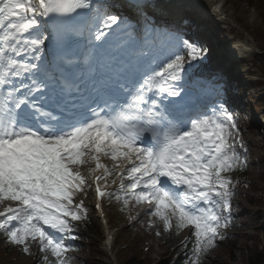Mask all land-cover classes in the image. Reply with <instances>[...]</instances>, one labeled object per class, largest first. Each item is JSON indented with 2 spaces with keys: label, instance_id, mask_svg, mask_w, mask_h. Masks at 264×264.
Listing matches in <instances>:
<instances>
[{
  "label": "snow or ice",
  "instance_id": "snow-or-ice-1",
  "mask_svg": "<svg viewBox=\"0 0 264 264\" xmlns=\"http://www.w3.org/2000/svg\"><path fill=\"white\" fill-rule=\"evenodd\" d=\"M126 6L136 19L104 0H0V236L24 255L35 245L37 264H71L90 190L101 220L115 199L120 212L150 205L149 228L191 229L185 264H202L232 225L231 174L248 152L237 114L219 98L183 104L210 49L157 25L147 9L160 5Z\"/></svg>",
  "mask_w": 264,
  "mask_h": 264
},
{
  "label": "rangeland",
  "instance_id": "rangeland-1",
  "mask_svg": "<svg viewBox=\"0 0 264 264\" xmlns=\"http://www.w3.org/2000/svg\"><path fill=\"white\" fill-rule=\"evenodd\" d=\"M217 1L218 4L222 3L220 0ZM226 5L225 15L230 14L233 20L222 23L212 21L211 24L204 25V33L201 34L210 49L208 62L214 56L212 63L209 64L214 69L219 68L221 70L219 75L226 77L223 85H231L232 90L239 89L238 94L243 98L242 103L245 104L248 112L252 108L254 116L260 117L262 115V119H264V97L257 103V97L264 94V86L259 90L253 89L255 86L254 81L264 78V59L253 56V54L264 49V34L259 27L257 14L246 2L243 0H227ZM231 38L236 39L238 45H244L246 49L250 50V55L246 57L249 60L248 62L251 63L246 62L241 67L233 65L229 67L230 61H227L224 55L226 56L230 48L235 45L234 41L231 42ZM214 42H219L221 47H213ZM221 48L225 49L226 52L222 51ZM201 66L202 64L194 68L192 72L200 71ZM245 71H249L250 75H245ZM236 73H240L241 78L239 75L237 77ZM233 82L235 86H232ZM238 106L239 103L228 108L237 114L239 139L248 148L246 155L249 169V186L247 189L239 188L242 185V179L235 174L232 175L234 180L240 182L234 189L232 225L228 228V231L224 230L227 239L218 241V246L205 256L202 264H247L251 254L249 251L258 253L264 260V164L259 173L256 169L257 166L254 165V158L259 154L264 162V133L254 130V135H248L240 130L242 127L246 129L252 127L258 124V121L253 118L242 121L238 116ZM91 201L92 191L90 190L84 201L85 206L89 208V219L78 224V240L66 241V243L73 244L74 247L78 248L77 251L67 254L71 258V264H83V261L88 264H105V260L100 255L101 238L97 236L92 238L91 242L88 241L91 236L87 232V224L95 226ZM105 207L107 218L113 228V251L117 264H122L138 251L145 254L147 259H151L153 262L163 259L172 261L185 239L191 238V229H185L177 235L175 227L169 232H164L157 227L149 228L150 218L145 215L147 209L143 210L146 205L132 203L126 209L125 214L118 211L120 205L115 199L111 202L106 201ZM129 217H135L137 220L140 218L141 222H135V219L130 221ZM153 219L151 218V222H153ZM235 223H239L237 231L233 230ZM157 231L160 232L159 236L156 235ZM228 239L234 240L235 255L234 260L231 261L228 256L230 248L227 242ZM34 251L35 245L31 247L32 255H24L18 248H9L3 243V238H0V264L31 263Z\"/></svg>",
  "mask_w": 264,
  "mask_h": 264
},
{
  "label": "bare ground",
  "instance_id": "bare-ground-1",
  "mask_svg": "<svg viewBox=\"0 0 264 264\" xmlns=\"http://www.w3.org/2000/svg\"><path fill=\"white\" fill-rule=\"evenodd\" d=\"M222 2V6L220 8V11L225 13L227 11V5L226 1L227 0H220ZM218 2L217 0H155L151 2V4H156L160 5V8H149L147 9L148 12H157L159 14H164V13H169L172 14V16H176L178 13L182 12L183 10L187 9H196L198 11L199 15L209 17L210 20H214L216 22H220L221 20L217 19V15H213L212 12L208 9L210 5L213 3ZM216 10V9H215ZM116 12L120 13L119 11L116 10ZM201 13V14H200ZM221 16V15H220ZM225 21H231L233 20L230 14L225 15L224 18ZM248 51L247 49L242 46L235 44L233 47L230 48L229 52L226 54L225 57H231L232 55L236 54L238 56H243L245 57V54H247ZM214 59V56L211 57V60L202 65V69L198 73H194L190 75L188 79L191 80H196V81H201L202 79H206L208 77L216 76L218 75L221 70L219 68H212L209 63H212V60ZM194 82V81H193ZM188 99H193V102L196 101L194 97V93L192 91H188V93L185 96ZM242 132L247 133L248 135H254V130H255V125L249 128H240ZM105 164H107L109 167L112 165V162L105 160L103 161ZM94 195H92V201H93ZM237 204V202H236ZM92 205V202H91ZM150 208V205L148 206V209ZM135 222H141L140 218L137 220L135 218ZM153 223L155 224V227L163 230V226L161 222L155 221V218L153 219ZM113 258V257H112ZM114 260V259H113ZM113 264V261H112Z\"/></svg>",
  "mask_w": 264,
  "mask_h": 264
},
{
  "label": "trees",
  "instance_id": "trees-1",
  "mask_svg": "<svg viewBox=\"0 0 264 264\" xmlns=\"http://www.w3.org/2000/svg\"><path fill=\"white\" fill-rule=\"evenodd\" d=\"M244 2H246L250 7H253L255 9V11L258 13V17H259V27L262 30V33L264 34V0H243ZM264 59V56H261ZM264 164L262 156L259 154L258 158H257V172L259 173V171L262 169V165ZM242 172L241 174H243V176L247 177V172L246 169L244 171H240ZM1 237V236H0ZM230 248H229V260H234V253H235V248H234V242H230ZM256 246V243H255ZM189 252V247L188 249H183V251H181V253L178 255L177 259L175 260L174 264H185V261L187 259L185 253ZM250 257L247 261V264H263L264 260L258 255V253L256 252H252L249 251ZM138 251V253L134 254L131 258L127 259L125 262H123L122 264H149V260L148 259H141L143 256V254ZM40 257H36L34 258V260L31 263L28 264H37L38 260ZM88 264V263H87ZM156 264H168V262L166 261H161V262H157Z\"/></svg>",
  "mask_w": 264,
  "mask_h": 264
}]
</instances>
